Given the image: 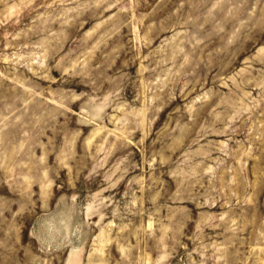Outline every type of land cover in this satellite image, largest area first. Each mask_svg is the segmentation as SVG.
<instances>
[{"label": "rangeland", "instance_id": "rangeland-1", "mask_svg": "<svg viewBox=\"0 0 264 264\" xmlns=\"http://www.w3.org/2000/svg\"><path fill=\"white\" fill-rule=\"evenodd\" d=\"M0 264H264V0H0Z\"/></svg>", "mask_w": 264, "mask_h": 264}]
</instances>
